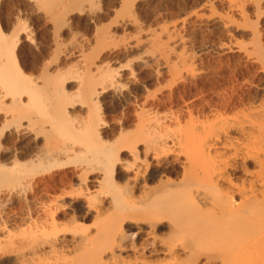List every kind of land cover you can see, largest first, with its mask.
Segmentation results:
<instances>
[{
    "label": "rangeland",
    "instance_id": "obj_1",
    "mask_svg": "<svg viewBox=\"0 0 264 264\" xmlns=\"http://www.w3.org/2000/svg\"><path fill=\"white\" fill-rule=\"evenodd\" d=\"M33 1L0 0L1 33L9 41L22 36L15 51L17 67L25 80L39 87L41 98L36 96L20 110L10 96L0 104V118L7 112L23 117V121L14 117V124L7 121L9 126L6 123L0 127V162L17 163L13 179L0 180V264H19L14 258L21 249L20 240L31 231L33 221L42 219L44 202L77 188L80 163L76 162H82L84 155L92 157L88 153L81 158L78 148L83 145L84 133H88L85 130L93 127V116H98L96 125L102 126L104 140L112 141L106 147L116 150L123 146L127 134H142L146 117L158 116L171 131L175 125H185L189 114L192 119L204 120L210 114L237 112L240 93L255 104L264 99V0H45V4L38 1V6ZM23 26L29 30L28 41L25 35H17ZM246 43V48L255 49L251 58L239 50V45L245 47ZM112 66L120 73L119 92L113 89L115 86L103 89V76ZM91 89L100 97L90 96ZM90 108L97 112L92 113ZM28 118L33 122H29L30 131L39 138L22 134L18 124ZM36 142L44 146L50 143L54 150L65 145L68 150L74 148L70 154L76 151L72 157L78 159L38 173L32 179L39 184L34 193L28 188L33 168L27 153ZM131 153L129 148L120 150L121 162L134 163ZM100 157L92 160L97 166L103 164ZM25 159H29L28 164L22 162ZM123 171L112 177L113 181L108 177L104 189L112 191L114 182L126 185L122 173L127 172ZM66 202L65 210L72 214V200L67 198ZM82 217L78 229H93L92 218Z\"/></svg>",
    "mask_w": 264,
    "mask_h": 264
},
{
    "label": "bare ground",
    "instance_id": "obj_2",
    "mask_svg": "<svg viewBox=\"0 0 264 264\" xmlns=\"http://www.w3.org/2000/svg\"><path fill=\"white\" fill-rule=\"evenodd\" d=\"M38 1L47 3L34 0L33 4L38 6ZM20 34L25 35L27 41L31 38L26 26L19 30L17 35ZM19 40L9 41L0 30V82L6 83H0L5 88L0 89V104L3 98L10 96L13 105L20 110V106L34 102L36 96L40 98L37 92L40 89L37 90L39 87L32 85L30 80L26 81L17 67L15 51ZM239 46V50L251 58V51L255 49L246 48L247 43L245 47L244 44ZM114 68L106 69L103 89L107 86L116 89L120 84V73ZM94 90H90V96L96 99L100 96ZM260 100L252 103L240 93L237 112H216L204 120L192 119L189 114L185 125H175L177 128L174 126L171 131L158 116L146 117L145 127L140 128L142 134L123 133L125 142L116 150L108 147L113 139L108 138L111 142L104 140L102 126L96 125L98 116H93L95 122L91 118L90 124L96 127L85 130L88 133L81 137L85 145L78 148L79 156L89 153L92 157L84 155L82 162H76L80 163L76 172L77 188H66L62 194L44 202L41 210L44 215L41 220L32 222L33 228L29 224L31 231L20 240L21 249L15 254V261L19 264H264V99ZM7 113L0 118V127L6 126L7 121L13 123L14 117L23 121L21 114ZM21 121L18 125L23 135L38 137L30 131V118L23 124ZM37 143L27 153L30 162L27 161L33 168L28 188L34 193L39 184L32 179L38 173L69 165L78 157H72L76 151L71 155L74 148L69 146V150L66 145L54 150L50 143H46V147ZM126 148L134 154L132 164H123L119 159L120 150ZM100 155L103 164L97 166L92 160ZM15 159L12 161H18ZM12 163L0 162V180L13 179L17 163ZM121 169L127 172L122 173L126 185L114 182L111 183L114 189L110 187L112 191L105 190L108 177L116 178ZM70 187H73L71 183ZM67 198L72 200L69 205L72 214L65 210ZM77 213H83L86 219L92 218L94 228L78 229L83 222ZM134 235L135 240L129 242Z\"/></svg>",
    "mask_w": 264,
    "mask_h": 264
}]
</instances>
